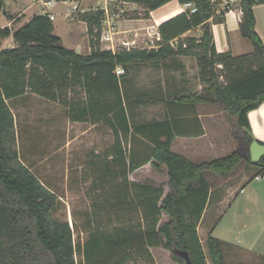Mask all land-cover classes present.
<instances>
[{
    "label": "trees",
    "instance_id": "16d2710c",
    "mask_svg": "<svg viewBox=\"0 0 264 264\" xmlns=\"http://www.w3.org/2000/svg\"><path fill=\"white\" fill-rule=\"evenodd\" d=\"M116 1L141 4L149 14L173 0ZM177 1L193 7L158 25L156 47L103 49L99 39L106 11L98 9L83 14L90 36L89 54L63 45L49 14H34L14 32L17 46L0 50V264H155L152 247L170 250L181 264L186 262L175 248L186 250L194 264H209L208 256L212 264H228L227 250L240 248L209 235L206 252L198 226L212 188L209 176L228 177L244 161L260 166L254 177L264 173V156L257 162L251 160L250 145L255 138L248 120L249 111L264 102V43L256 31L254 14V5L264 0H241L240 33L251 41L253 51L237 56L217 51L212 25L225 22V16L210 19L213 12L208 0ZM196 28H201L200 36H184ZM11 32L9 27H0V47ZM175 38L176 47L170 43ZM179 55L196 57L202 88L170 95L166 104L185 115L197 104L219 107L232 123L239 149L195 162L172 150L177 135L175 116L135 120L132 104L144 103L146 93L129 100L122 78L134 66L158 65ZM118 66L125 74H116ZM76 86L84 90V101L69 98ZM27 91L68 105L72 120H103L112 129L114 143L108 154L90 165L96 173L94 183L99 184L94 186L99 191L94 209L104 206L112 211L120 221L113 229L95 225L84 242L76 243L69 221L55 217L60 195L14 148L16 122L10 101ZM125 140L130 143L128 148ZM148 163L166 167L167 193L162 186L130 180V173ZM95 210L87 214L88 226L99 215ZM164 214L168 220L162 222ZM259 264H264V256Z\"/></svg>",
    "mask_w": 264,
    "mask_h": 264
},
{
    "label": "rangeland",
    "instance_id": "374dc122",
    "mask_svg": "<svg viewBox=\"0 0 264 264\" xmlns=\"http://www.w3.org/2000/svg\"><path fill=\"white\" fill-rule=\"evenodd\" d=\"M3 0H0L2 2ZM11 10L15 16L20 19L25 15L22 14L21 7H27L31 0H8L7 1ZM35 5L27 7L26 13L31 15L37 11H41V0H37ZM74 2H61L57 5L54 11L58 14L59 11L65 9V7L71 8ZM102 5L98 6L99 8ZM185 10V5L182 6ZM107 9L109 11L108 17L110 23H105L102 28L115 27V30L121 31L129 36H134L136 32H139V41L137 45L127 44L126 48H148V46H155L160 40L157 25H149L146 27L143 20L149 17V14L145 10V7L141 4H134L121 1L107 2ZM162 12L176 13L175 5L173 3L167 4L154 13L156 18ZM20 15V16H19ZM165 15V14H163ZM63 19H60L62 22ZM8 22L7 17L3 10H0V25ZM129 24V25H128ZM109 27V29L111 28ZM147 30L150 31L149 35H146ZM100 36V41L102 38ZM148 34V33H147ZM202 34L201 28H196L188 33V36H200ZM112 38V37H111ZM9 40V39H8ZM112 39H110L111 41ZM250 43L251 41L248 40ZM2 42V47L4 45ZM66 44V42H65ZM102 47H106V44H102ZM125 48V49H126ZM177 57H172L171 60H176ZM186 59L187 65V78L190 82L189 89L187 91L201 90L202 83L199 77V66L195 56H189ZM163 63L158 65L145 64L138 65L137 69L132 68L131 72L122 78V88L129 100L134 101L139 95L146 93L147 103L151 100H160L165 96L164 89L170 85L169 89L177 87L179 80L183 79L184 75L182 71L178 73H170L161 70ZM185 65V66H186ZM166 80V81H165ZM169 83H168V81ZM201 87L200 89H198ZM175 89V88H174ZM173 89V90H174ZM181 92V90L178 89ZM150 98V99H149ZM22 99H18L13 103L10 102L12 111L15 116V139L14 148L19 152L23 162L32 168V170L43 180L51 185L60 195V203L54 215L57 219L68 220L74 232V242H84L89 235V231L93 229L95 225L102 226L107 229H113L120 221L113 217V213L107 207L101 206L94 209V203L97 202V194L99 191L94 188L98 183H94L96 179V173L90 162L97 160L96 155L105 156L108 154L111 144L114 141V134L112 129L104 123V128L101 127L99 132L97 128L92 129L89 132H85L88 124L74 123L66 118V114L63 106L60 104L43 99L30 98L29 102L22 103ZM146 105V104H145ZM145 105L139 107L135 120L137 122H150L159 120V111L154 114H148ZM218 116V128L220 135H218L219 149L216 155H227L240 148L238 139L233 137L234 129L228 115L223 112L219 107L215 106ZM127 140L124 144L128 148ZM225 145L226 149H221V146ZM97 150H99L98 153ZM213 156V155H211ZM200 160L203 158H199ZM248 164L250 162H242L234 175L241 174L248 171ZM157 167V168H156ZM131 177L140 182H148L158 186H162L165 193L169 191L168 176L166 167L160 168L159 166H153L150 163L142 166L134 173H131ZM252 175V172H250ZM238 176V175H237ZM221 177L211 175V184L216 187L220 183L227 185L229 188V196L236 194L243 180L238 182L234 179H220ZM220 180V181H219ZM219 181V182H218ZM218 182V183H217ZM110 199V195L108 196ZM102 200V199H101ZM100 200V201H101ZM240 202V201H239ZM103 203V200L101 201ZM104 207V208H102ZM238 209L233 208L229 210L226 218L221 222L217 234L229 236L236 240L252 239L251 229L248 228L242 236L234 231L240 226L243 228L246 225L247 218L245 216L240 217V204L238 203ZM92 210L97 211L98 217L92 226H88V215L92 213ZM264 219V214L261 216ZM168 220L167 215H163L162 222ZM240 227V228H241ZM216 236L215 234H213ZM241 236V237H240ZM200 238L207 252V238L205 230H201ZM244 241V240H243ZM249 241V240H248ZM155 264H181L174 260L172 252L163 247H152ZM264 256L258 252L248 251L244 248H232L227 250V262L228 264H259L261 257ZM81 254L76 253V259H80ZM208 263L211 260L208 256ZM130 264H147L144 261L131 262Z\"/></svg>",
    "mask_w": 264,
    "mask_h": 264
},
{
    "label": "crops",
    "instance_id": "0c3cea01",
    "mask_svg": "<svg viewBox=\"0 0 264 264\" xmlns=\"http://www.w3.org/2000/svg\"><path fill=\"white\" fill-rule=\"evenodd\" d=\"M7 1L8 0H3L2 2H0V10L4 11V14L8 19V22L3 25H0V27L1 28L9 27L12 32L10 36L2 39V42L3 41L5 42L3 47L1 42L0 50L4 48H13L17 46V43L15 42L13 36L14 32L24 23H26L34 14H49L54 16V19H52L54 24V33L61 37L63 45L75 50L80 54L85 55L91 52V44H90V36L88 33V24L83 17L84 12L95 11L98 9H105L107 7V2L109 3L110 1H116V0H59L55 5L47 6V7L44 5L43 1L41 0V6H42L41 11H37L31 15H28L25 12L27 7H31V5H35L34 3L37 1V0H31V2L27 7L20 8L22 9V14L25 15L21 19L18 16H15L13 10H11V7L9 6ZM61 2L64 3L74 2V4L72 5V9L65 7V9L59 11L57 14L54 11V9ZM170 3H173V5H175V9L177 10L176 13L169 12V14L168 13L166 14V12H162L159 15V18H156L154 16V13L157 10L161 9L162 7ZM167 4L161 6L160 8L154 11H151L149 13V17L143 20L144 25L146 27H148L149 25H157L158 28V25L162 21L185 10L182 7L183 5L180 4L177 0H173ZM74 5H78V9H74L73 7ZM100 5L102 6L99 8L98 6ZM254 14L256 18V26H255L256 31L264 43V3H258L254 5ZM108 16L109 15L105 12L106 23H110L109 22L110 18ZM61 18L63 19L62 22H60ZM240 20L241 18L239 17L238 11H232L226 15L225 22L214 23L212 25L214 40L218 52L230 51L233 55L237 56L245 53H250L253 51L252 43H250L248 39L244 38L240 33V28H239ZM107 31H109V35L112 37V40L110 41V40H106L105 38H101V41L99 40V43L101 47L102 44H106V47H102L103 49H111L114 52L125 49L126 48L125 45H127L128 43L131 45H137L140 39L139 32H136L134 36L131 37L129 36L128 33L125 34L121 31L117 32V30H115V27L113 28L111 27L110 29L106 30V32ZM189 32L185 33L184 36H187ZM147 33L146 35H149L150 31L147 30ZM156 46L157 45L148 46V48H152ZM134 48H140V47H134ZM126 49H131V48H126ZM175 57H177L176 60H171L170 62H168L169 60H167L166 62H164L161 66V70H165L169 72V74L170 73L174 74L182 71L184 78L178 81L179 83L176 84L177 87H174L175 89L171 88V92L169 89L170 85L168 84V87H166L163 90L165 96L162 97L160 100L153 99L145 103L146 105L144 103H138L137 101L133 102L132 110L134 116L137 115L136 112L138 108L144 105L148 114H154L159 111V114H155L156 116H160L159 120H165L166 118L170 120L173 116H175V118L178 119V122L176 128L177 135L172 143V150L174 152L179 153L195 162L210 160L219 157L220 155H216V153L221 143H219L217 139L218 135H220L219 134L220 131L218 128L219 121L215 106L210 104H197V106L195 107V109L191 114L185 115L182 113L181 109H178L177 107L175 108L173 107L172 109L165 102L167 97H169L170 95L172 96L184 95L190 92L187 91L189 89L190 82L188 81L189 78L186 77L187 65L185 59L189 56L179 55ZM137 67L138 66H134L135 69H137ZM145 67H148V65L145 64ZM200 88L201 87H199L198 89ZM178 89L181 90V92L178 91ZM35 97L51 100L37 93L27 91L26 93L14 98L10 102L13 103L18 99H22L23 100L22 103H26V102L28 103L30 98L35 99ZM85 97L86 96L84 90L81 89L79 86L75 87V91L72 90L69 91V98H73L75 100L80 99L81 101H84ZM51 101H54L60 104L61 106H63L66 114V118L69 121L74 123L88 124V127L85 130V132H89L94 128H97L98 130L97 132H99V129L101 127L104 128L103 120H95V121L89 119L84 121L72 120L67 115L69 109L68 105L61 104L60 102L55 100H51ZM248 120L250 123L252 135L254 136L255 140L264 143V102L261 105H259L257 108L249 111ZM113 143L111 145H113ZM127 144L130 145L129 142ZM223 148L226 149L225 145L221 146V149ZM98 152L99 150H97L96 153ZM96 157L99 158L100 156L96 155ZM199 158H203V159L200 160ZM248 166L249 167H247L248 168L247 172L237 174L238 176L232 174L227 177L228 179H234L233 181L236 182H238L239 180H243L236 194L232 195L231 197L229 196V188L232 187L228 188V186L224 185L223 183H220L216 187L212 186L209 201L204 211L203 217L199 223L198 231L200 235L201 230L204 229L206 233V237L215 234L216 235L215 237L223 241L231 243L240 248H244L248 251L258 252L264 255V219L261 218V216L264 214V173L254 177L253 175L257 173L260 166L255 164H248ZM164 167H165L164 165L162 164L160 165L161 169ZM250 172H252V175H250ZM131 176L132 175H129L130 180L138 181L132 178ZM210 179L211 176H209V180ZM220 179L222 180L224 178H220ZM238 203L240 204V210H241L240 217L245 216L250 219H247L246 225L243 228L240 226L241 228L240 227L237 229L234 228L233 230L242 236V234L248 228H250L252 232V239H248L249 241L243 239L242 238L243 236L242 237L240 236L241 239L236 240L234 238H230L229 236L224 237V235L222 234L221 235L217 234V230L219 229L221 222L224 220V218H226L225 216H227L229 210L231 211L233 208L238 209L237 207Z\"/></svg>",
    "mask_w": 264,
    "mask_h": 264
},
{
    "label": "built area",
    "instance_id": "2783aa9c",
    "mask_svg": "<svg viewBox=\"0 0 264 264\" xmlns=\"http://www.w3.org/2000/svg\"><path fill=\"white\" fill-rule=\"evenodd\" d=\"M44 5L47 6H53L55 5L59 0H42ZM209 4H210V8L212 9V18L217 17V16H225L232 11H238L239 17L241 18L242 16V8H241V0H208ZM186 7L192 8L193 4L192 3H186L184 4ZM74 9H78V5H74L73 6ZM193 11H195L196 9L193 8ZM106 13L108 14L109 11L107 9V7L105 8ZM51 19H54L53 15H50ZM106 22L105 20L103 21L102 25H104ZM109 25V27H111L110 24H107V26ZM109 27H107L106 29L108 30ZM102 38H105L106 40H110L112 39L111 36L109 35V31L106 32L103 31V35ZM171 45L176 47L178 44V38H175L173 40L170 41ZM116 74L117 75H123L125 74V70L122 66H118L116 69Z\"/></svg>",
    "mask_w": 264,
    "mask_h": 264
},
{
    "label": "water",
    "instance_id": "95a60500",
    "mask_svg": "<svg viewBox=\"0 0 264 264\" xmlns=\"http://www.w3.org/2000/svg\"><path fill=\"white\" fill-rule=\"evenodd\" d=\"M250 156L253 162L259 161L264 156V143L254 140L250 145ZM174 251L184 258L186 264H194L190 259L189 253L186 250L175 248Z\"/></svg>",
    "mask_w": 264,
    "mask_h": 264
}]
</instances>
